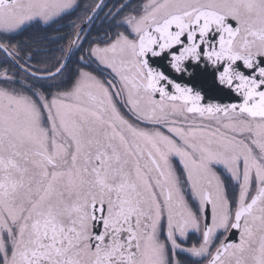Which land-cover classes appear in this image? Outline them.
<instances>
[{"label": "snow or ice", "instance_id": "obj_1", "mask_svg": "<svg viewBox=\"0 0 264 264\" xmlns=\"http://www.w3.org/2000/svg\"><path fill=\"white\" fill-rule=\"evenodd\" d=\"M0 264H264V0H0Z\"/></svg>", "mask_w": 264, "mask_h": 264}, {"label": "trees", "instance_id": "obj_2", "mask_svg": "<svg viewBox=\"0 0 264 264\" xmlns=\"http://www.w3.org/2000/svg\"><path fill=\"white\" fill-rule=\"evenodd\" d=\"M85 2H86V0H85ZM73 19H75V17H73ZM99 27H101V22H97V28H99ZM93 35L95 36L96 33L94 32ZM56 55L59 56L60 54L59 53H56ZM38 66H40V67H46V66H49V65H47V64H39Z\"/></svg>", "mask_w": 264, "mask_h": 264}, {"label": "rangeland", "instance_id": "obj_3", "mask_svg": "<svg viewBox=\"0 0 264 264\" xmlns=\"http://www.w3.org/2000/svg\"><path fill=\"white\" fill-rule=\"evenodd\" d=\"M40 67V66H39Z\"/></svg>", "mask_w": 264, "mask_h": 264}]
</instances>
